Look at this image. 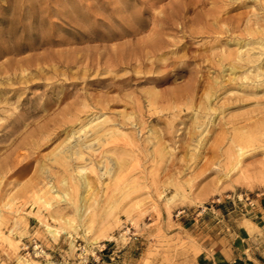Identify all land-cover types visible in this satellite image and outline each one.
Instances as JSON below:
<instances>
[{
  "label": "rangeland",
  "instance_id": "374dc122",
  "mask_svg": "<svg viewBox=\"0 0 264 264\" xmlns=\"http://www.w3.org/2000/svg\"><path fill=\"white\" fill-rule=\"evenodd\" d=\"M248 232L264 264V0H0V264H202Z\"/></svg>",
  "mask_w": 264,
  "mask_h": 264
},
{
  "label": "crops",
  "instance_id": "0c3cea01",
  "mask_svg": "<svg viewBox=\"0 0 264 264\" xmlns=\"http://www.w3.org/2000/svg\"><path fill=\"white\" fill-rule=\"evenodd\" d=\"M247 234V242L245 245L232 246L220 242L215 248H211L204 252L202 264H230L237 260L255 261V258L252 257L255 253L253 240H251L253 235L249 234V232ZM254 239H256V237Z\"/></svg>",
  "mask_w": 264,
  "mask_h": 264
},
{
  "label": "bare ground",
  "instance_id": "6f19581e",
  "mask_svg": "<svg viewBox=\"0 0 264 264\" xmlns=\"http://www.w3.org/2000/svg\"><path fill=\"white\" fill-rule=\"evenodd\" d=\"M125 29V28H124ZM137 30V29H136ZM136 30H135V32H136ZM125 31V30H124ZM134 31V30H133ZM126 34L127 35H132L133 36V34L132 33H134V32H132V31H130L129 29L127 30L126 29ZM138 32V31H137ZM123 37H124V35H122ZM116 38V37H115ZM113 39V38H112ZM132 39V38H131ZM145 44H139V42L137 43V46H135L134 48H133V50H135V51H137L138 49H139V54L140 55H137L136 57H134V59H133V57H132V52H133V50L132 51H127L126 52V50H125V52H123V50H120V51H122V52H119V54H117V56H118V58L117 59H115L116 61H117V63L116 64H123V63H126V61H128V63L130 64V62H132L133 60L136 62V63H139V64H146V60H145V58L144 57H146V58H148V56H152L153 58H154V63L155 62H157V52L162 48V47H164V43L162 42V41H160V40H156V41H153V42H144ZM130 46V45H129ZM144 48H148V50L147 51H143V49ZM130 50V49H129ZM129 52V53H128ZM100 54H102V53H100ZM99 54V55H100ZM137 54V53H136ZM135 54V55H136ZM112 55V54H111ZM102 56V55H101ZM109 56V58H110V55H108ZM116 56V55H115ZM115 56H113V57H115ZM103 57V56H102ZM108 58V59H109ZM80 59V58H79ZM81 59H82V57H81ZM149 59V58H148ZM112 60V59H111ZM77 61H79V60H77ZM114 61V60H113ZM116 61H114V62H116ZM113 62V63H114ZM110 63H111V61H110ZM113 63H111V64H113ZM158 63V62H157ZM110 64V65H111ZM163 64V63H162ZM172 64V63H171ZM132 65V64H131ZM113 66H114V64H113ZM111 67V66H109L110 68L109 69H111V70H115V72L119 69H116V67ZM108 69V70H109ZM121 69V68H120ZM130 78V77H129ZM151 80V79H150ZM120 81V80H119ZM122 81V80H121ZM156 82H158L159 80H155ZM11 153V152H10Z\"/></svg>",
  "mask_w": 264,
  "mask_h": 264
},
{
  "label": "built area",
  "instance_id": "2783aa9c",
  "mask_svg": "<svg viewBox=\"0 0 264 264\" xmlns=\"http://www.w3.org/2000/svg\"><path fill=\"white\" fill-rule=\"evenodd\" d=\"M40 255H42V254H40ZM230 264H237V263H236V261H234V262H232V263H230Z\"/></svg>",
  "mask_w": 264,
  "mask_h": 264
}]
</instances>
